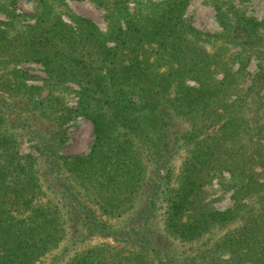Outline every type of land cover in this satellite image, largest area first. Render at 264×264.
Instances as JSON below:
<instances>
[{"label":"trees","instance_id":"trees-1","mask_svg":"<svg viewBox=\"0 0 264 264\" xmlns=\"http://www.w3.org/2000/svg\"><path fill=\"white\" fill-rule=\"evenodd\" d=\"M17 1L0 0V93L65 119L67 108L50 116L62 107L53 90L74 84L70 111L90 121L93 139L85 154L60 155L58 128L36 142V156L22 154L0 94V264H37L65 228L112 241L65 264H180L167 237L189 242L224 228L212 256L200 253L205 264H264V20L205 0L220 29L208 33L185 17L192 0H138L133 10L98 0L103 31L65 0H26L31 14L17 13ZM24 63L42 67L43 87L26 84ZM186 147L168 189V163ZM213 179L230 191L225 210L204 198ZM159 201L164 235L154 224ZM96 212L129 217L114 228Z\"/></svg>","mask_w":264,"mask_h":264},{"label":"rangeland","instance_id":"rangeland-1","mask_svg":"<svg viewBox=\"0 0 264 264\" xmlns=\"http://www.w3.org/2000/svg\"><path fill=\"white\" fill-rule=\"evenodd\" d=\"M130 10L138 0H126ZM150 1H162V0H150ZM225 3L233 4L238 7L245 15L256 18L259 21L264 20V0H221ZM67 7L74 13L86 17L93 21L101 30L105 31L107 22L105 18V11L98 0H65ZM104 3L110 5L109 0H104ZM16 12L20 14H31L33 12V4L26 0H18L16 4ZM187 20L197 29L208 33H214L219 31V26L215 20L214 11L211 6L205 0H192L185 12ZM3 17L0 14V21H3ZM257 60L252 59L247 67V71L250 76H253L258 71ZM27 73L26 84L42 86V80L45 79V74L42 67L37 63H24L19 65ZM248 76V77H250ZM248 77L244 80L245 84L248 83ZM192 85L193 81L187 82ZM53 89V88H52ZM78 87L74 84L68 83L63 86H57L53 90V94L60 100H62V107H58L55 111V115L60 116L61 109H69V114L63 119H49L40 115L39 112L34 109L33 105L26 104L25 101H20L13 97H9L5 93H0L4 98L3 108L6 110L5 121L9 120V127L11 131L17 134V141L19 142V149L22 154L31 153L37 155L36 142H47L51 139V133L53 130L61 128L65 131L64 139L57 147H53L54 151L57 150L58 154L64 156H72L85 154L88 152L92 143V124L90 121L84 119L81 116L73 115L70 110L76 107L77 96L76 91ZM48 90L42 88L41 95L46 96ZM263 91H261L262 93ZM262 112V111H261ZM174 124L177 125L178 130L182 133L188 129L187 122L174 119ZM188 147L177 149L173 157L170 159L168 165L170 167V181L167 184L168 189L175 186L176 176L178 175L179 168L182 161L186 157ZM204 198L206 202H209L210 207L219 210H225L232 205L230 198V191L224 188L217 179H213L209 185L204 187ZM168 192V191H167ZM166 195V194H165ZM161 200V199H160ZM88 203L89 201L86 200ZM164 202H157L156 204V216L154 220L155 229L158 228L159 234L162 231V219H163V206ZM96 215L102 220H107L108 224L121 228L124 226V222H127V218L124 216L120 220L116 218H106L105 215H100L96 212ZM225 229V228H224ZM223 229V230H224ZM223 230H214L210 234L203 235L200 239L189 242H180L172 238L167 237L168 242L171 243L172 256L177 263L180 264H205L201 256V252H207V256L211 255V243L216 239ZM85 234V236H83ZM86 231H82L79 237L71 236V231L65 228L62 236L63 239L52 248L47 254H45L37 264H65L76 253L82 250L94 246L100 243H112L110 238H106L101 235H86Z\"/></svg>","mask_w":264,"mask_h":264}]
</instances>
